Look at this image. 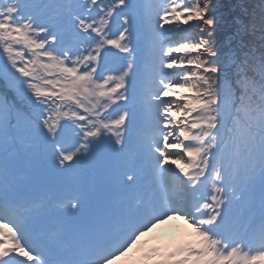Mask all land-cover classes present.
<instances>
[{
    "label": "snow or ice",
    "instance_id": "1",
    "mask_svg": "<svg viewBox=\"0 0 264 264\" xmlns=\"http://www.w3.org/2000/svg\"><path fill=\"white\" fill-rule=\"evenodd\" d=\"M130 253L264 264V0H0V264Z\"/></svg>",
    "mask_w": 264,
    "mask_h": 264
},
{
    "label": "rangeland",
    "instance_id": "2",
    "mask_svg": "<svg viewBox=\"0 0 264 264\" xmlns=\"http://www.w3.org/2000/svg\"><path fill=\"white\" fill-rule=\"evenodd\" d=\"M184 222L183 221H174L171 222L169 225L164 226L163 228H157L154 229L151 233H148L145 237L142 238V240L147 241L148 242V246H160V245H166L168 244L171 240L178 238L181 233H179V235L177 237H174V234H176L179 231H176V228H179L180 231H182L181 229L184 228ZM188 229V227H187ZM189 230V229H188ZM171 238V239H170ZM158 239L157 243L156 242H152L150 244V242L152 240H156ZM170 239L169 242H167ZM167 242V243H164ZM150 244V245H149ZM140 254L137 253V256L133 257V253H130L129 256L127 257H122L116 261H113V264H132L131 261L133 260H139ZM125 261H127L125 263Z\"/></svg>",
    "mask_w": 264,
    "mask_h": 264
},
{
    "label": "trees",
    "instance_id": "3",
    "mask_svg": "<svg viewBox=\"0 0 264 264\" xmlns=\"http://www.w3.org/2000/svg\"><path fill=\"white\" fill-rule=\"evenodd\" d=\"M230 2H232V3H235V2H236V0H230Z\"/></svg>",
    "mask_w": 264,
    "mask_h": 264
}]
</instances>
